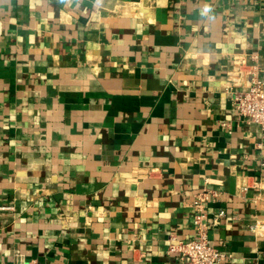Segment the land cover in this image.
<instances>
[{
  "label": "crops",
  "instance_id": "obj_1",
  "mask_svg": "<svg viewBox=\"0 0 264 264\" xmlns=\"http://www.w3.org/2000/svg\"><path fill=\"white\" fill-rule=\"evenodd\" d=\"M253 78L264 0H0V264H180L200 192L216 264H264Z\"/></svg>",
  "mask_w": 264,
  "mask_h": 264
},
{
  "label": "built area",
  "instance_id": "obj_2",
  "mask_svg": "<svg viewBox=\"0 0 264 264\" xmlns=\"http://www.w3.org/2000/svg\"><path fill=\"white\" fill-rule=\"evenodd\" d=\"M230 104L232 109L249 124H255L264 129V81L253 78L247 89H231ZM206 192L197 194L193 204L196 213L193 216V224L196 237L193 239H178L171 237L166 253L174 256L180 264H216L230 254L220 251L212 245L208 236V225L205 222L206 211L204 200L207 199ZM217 192H213L216 197ZM0 208H9L1 206ZM225 215V210L220 209L217 216ZM13 264H45L37 260H25Z\"/></svg>",
  "mask_w": 264,
  "mask_h": 264
},
{
  "label": "clouds",
  "instance_id": "obj_3",
  "mask_svg": "<svg viewBox=\"0 0 264 264\" xmlns=\"http://www.w3.org/2000/svg\"><path fill=\"white\" fill-rule=\"evenodd\" d=\"M205 11L207 12V11H209V9H208V8H206V9H205Z\"/></svg>",
  "mask_w": 264,
  "mask_h": 264
}]
</instances>
